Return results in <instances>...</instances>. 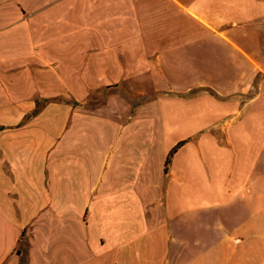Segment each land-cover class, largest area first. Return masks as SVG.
Instances as JSON below:
<instances>
[{"label":"crops","instance_id":"obj_1","mask_svg":"<svg viewBox=\"0 0 264 264\" xmlns=\"http://www.w3.org/2000/svg\"><path fill=\"white\" fill-rule=\"evenodd\" d=\"M0 126V264H264V0H0Z\"/></svg>","mask_w":264,"mask_h":264},{"label":"rangeland","instance_id":"obj_2","mask_svg":"<svg viewBox=\"0 0 264 264\" xmlns=\"http://www.w3.org/2000/svg\"><path fill=\"white\" fill-rule=\"evenodd\" d=\"M116 87H120V86L118 85ZM121 87L125 88L124 91L129 92L128 98H130L135 105L145 102L148 99H153L156 97V95L152 93V89H150V86L147 81L137 80L134 83L123 85ZM144 91L146 92V94L143 93ZM125 96L127 97V95ZM106 99H107V91H104L102 95H94L90 97L89 101L86 103V106L88 108H94L96 106H99L100 104L105 103ZM54 101L62 102L63 99L57 98V99H54ZM49 102H50V99L41 100L39 102V106L43 107L46 105V103H49Z\"/></svg>","mask_w":264,"mask_h":264},{"label":"trees","instance_id":"obj_3","mask_svg":"<svg viewBox=\"0 0 264 264\" xmlns=\"http://www.w3.org/2000/svg\"><path fill=\"white\" fill-rule=\"evenodd\" d=\"M38 103V108L40 107L39 106V101L37 102ZM41 108V107H40ZM38 113H39V109L38 110H36V111H34L29 117H27L26 119L28 120V119H30V118H33V117H36L37 115H38ZM6 129V127H3V126H0V132L1 131H3V130H5ZM185 143L184 142H181V143H179L171 152H170V154H169V157H168V159H167V162H166V170H167V168H168V166H169V164H170V162H171V159H172V157L174 156V154L184 145ZM22 264H28L27 263V261H23L22 262Z\"/></svg>","mask_w":264,"mask_h":264}]
</instances>
